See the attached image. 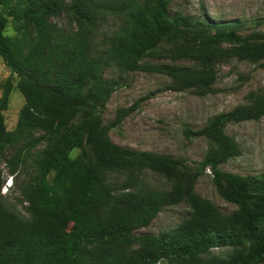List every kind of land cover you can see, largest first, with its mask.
<instances>
[{
    "label": "trees",
    "instance_id": "16d2710c",
    "mask_svg": "<svg viewBox=\"0 0 264 264\" xmlns=\"http://www.w3.org/2000/svg\"><path fill=\"white\" fill-rule=\"evenodd\" d=\"M13 1L0 0L8 9L0 11V56L10 69L0 97V154L16 149L10 171L31 166L34 175L21 186L29 203L24 216L3 202L0 173V264H264V173L222 168L240 152L226 125L263 117L264 94L211 117L201 128L186 127L187 135L214 143L195 167L185 158L116 143L110 135L115 123H105L103 116L120 86L104 73L112 61L121 70L169 74L178 90L207 92L217 78L216 62L224 57L264 66V31L243 35L245 21L171 12L172 0ZM63 11L77 27L68 36L59 35L49 20ZM10 15L17 35L6 38L2 32ZM110 18L119 23L104 32ZM28 26L37 36L34 43L27 41ZM101 31L105 49L97 39ZM163 43L177 55L196 52L199 65L146 64ZM15 88L25 103L9 130L4 111ZM207 168L218 192L237 204L232 213L196 192ZM146 169L167 178L171 188L149 186L141 177ZM115 172L129 179L117 184L111 178ZM182 201L190 211L176 228L158 235L138 232L166 206ZM225 247H232L227 256H210Z\"/></svg>",
    "mask_w": 264,
    "mask_h": 264
},
{
    "label": "rangeland",
    "instance_id": "374dc122",
    "mask_svg": "<svg viewBox=\"0 0 264 264\" xmlns=\"http://www.w3.org/2000/svg\"><path fill=\"white\" fill-rule=\"evenodd\" d=\"M62 1L63 5L72 2ZM0 11L7 13L8 9L0 5ZM170 11H182L187 15L208 20L245 21L246 24L241 29L243 35L258 30L264 31V24H257L258 19L264 18V0H172ZM8 18L14 28L13 16L10 15ZM49 20L59 35L68 36L77 29L75 22L65 11L50 16ZM118 23V19L110 18L109 25L106 23L102 29L104 32L108 29L110 31ZM25 31L28 42L34 43L38 40L29 26ZM104 38L101 31L97 36L101 49L106 48ZM222 46L227 47L229 44ZM175 50L171 44L163 43L157 55L146 57L144 61L149 65L171 64L186 67L199 65L200 59L196 52L177 55ZM104 73L109 80L120 82V86L112 94L103 111L104 122L115 123L110 129L111 138L123 146L185 158L193 167L204 159L214 143L206 137L187 135L186 127L201 128L211 117L231 111L239 105L251 102L259 94H264L263 64L236 57H224L216 62L217 78L212 90L207 92L199 88L178 90L175 78L169 74L146 69L121 70L114 61L105 68ZM9 75L10 69L0 56V97L3 83ZM24 103L23 94L15 88L11 94L9 107L4 111L9 130L16 127ZM121 112L126 114L117 122ZM224 130L238 142L240 152L228 159L222 168L242 175L264 173V116L258 120L229 122ZM39 134L41 132H35V135ZM15 150L8 149L0 154V173L4 182L3 202L8 208L29 216L26 210L29 203L23 201L21 186L32 178L34 169L31 166L28 168L21 166L12 173L9 160ZM78 153L79 150L76 149L72 155L76 156ZM52 177L53 173L49 175V178ZM141 177L153 189L171 188V182L167 178L150 169L144 170ZM111 178L117 184L129 179L128 174L124 172H115ZM195 188L200 196L211 201L224 213H232L237 209L236 203L225 199L216 189L210 168L200 174ZM189 211L190 205L187 201L166 206L149 225L138 232L158 235L170 231L188 217ZM231 250L232 247L215 248L210 256H227ZM157 264L169 263L162 260Z\"/></svg>",
    "mask_w": 264,
    "mask_h": 264
},
{
    "label": "clouds",
    "instance_id": "9594fccd",
    "mask_svg": "<svg viewBox=\"0 0 264 264\" xmlns=\"http://www.w3.org/2000/svg\"><path fill=\"white\" fill-rule=\"evenodd\" d=\"M4 37H14L16 35L15 29L11 26V23L6 24L2 32Z\"/></svg>",
    "mask_w": 264,
    "mask_h": 264
}]
</instances>
